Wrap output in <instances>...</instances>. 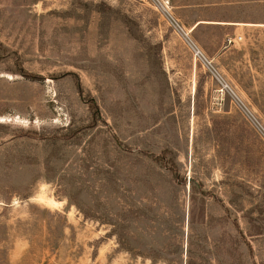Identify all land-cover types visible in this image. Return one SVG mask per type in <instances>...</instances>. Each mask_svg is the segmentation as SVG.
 Wrapping results in <instances>:
<instances>
[{
    "label": "rangeland",
    "instance_id": "1",
    "mask_svg": "<svg viewBox=\"0 0 264 264\" xmlns=\"http://www.w3.org/2000/svg\"><path fill=\"white\" fill-rule=\"evenodd\" d=\"M0 264H264V0H0Z\"/></svg>",
    "mask_w": 264,
    "mask_h": 264
}]
</instances>
